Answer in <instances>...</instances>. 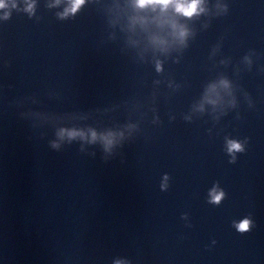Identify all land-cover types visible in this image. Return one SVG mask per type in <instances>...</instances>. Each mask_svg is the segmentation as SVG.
Returning <instances> with one entry per match:
<instances>
[{
    "label": "water",
    "instance_id": "water-1",
    "mask_svg": "<svg viewBox=\"0 0 264 264\" xmlns=\"http://www.w3.org/2000/svg\"><path fill=\"white\" fill-rule=\"evenodd\" d=\"M4 3L0 264H264V0Z\"/></svg>",
    "mask_w": 264,
    "mask_h": 264
},
{
    "label": "clouds",
    "instance_id": "clouds-1",
    "mask_svg": "<svg viewBox=\"0 0 264 264\" xmlns=\"http://www.w3.org/2000/svg\"><path fill=\"white\" fill-rule=\"evenodd\" d=\"M82 3L83 0H73V10L78 9ZM201 3L202 0H136L138 8H152L155 10L157 7H159L161 11H167L169 7H174L175 11L178 14L189 18L197 15L198 11L202 10L200 8ZM5 6L6 5L4 3V0H0V8H4ZM172 27L174 29H177L179 38L183 39L186 36V32L183 29H178L177 25L173 24ZM154 43L163 44L165 42L159 39H154ZM64 134L68 135L70 138H75L78 135H83L82 133L77 132H68ZM93 140H95V133H93ZM106 143L110 146L112 141L106 138ZM234 147L236 150H239V145H234ZM219 198L220 197H217L216 199L219 200ZM248 223V221H244L239 227L242 230H245L248 227Z\"/></svg>",
    "mask_w": 264,
    "mask_h": 264
}]
</instances>
